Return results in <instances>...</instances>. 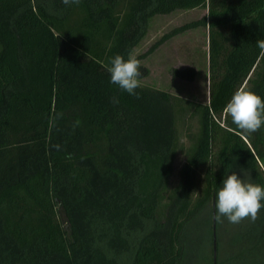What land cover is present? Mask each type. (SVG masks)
<instances>
[{
  "label": "trees",
  "instance_id": "1",
  "mask_svg": "<svg viewBox=\"0 0 264 264\" xmlns=\"http://www.w3.org/2000/svg\"><path fill=\"white\" fill-rule=\"evenodd\" d=\"M66 5L56 14L34 0H0V264H186L187 228L226 174L246 171L264 186V127L244 133L223 112L238 88L264 98V0ZM149 9L207 10L145 53L208 28L210 100L182 107L198 116L199 130L172 188L174 112L184 101L149 87L129 95L107 71ZM172 75L194 81L197 69L174 67ZM248 222L253 236L236 263L264 264V209Z\"/></svg>",
  "mask_w": 264,
  "mask_h": 264
},
{
  "label": "rangeland",
  "instance_id": "2",
  "mask_svg": "<svg viewBox=\"0 0 264 264\" xmlns=\"http://www.w3.org/2000/svg\"><path fill=\"white\" fill-rule=\"evenodd\" d=\"M34 4L44 5L48 11L56 14L64 12L67 8V5L61 6L65 5L63 0H34ZM206 13V9H192L176 10L162 15L150 14V9L147 10L139 18L138 36L129 43L123 55L127 59L128 55L132 54L141 61L144 69L140 72L143 75L138 77L140 87L163 90L170 93L173 98L184 101H179L174 112L173 124L179 142L170 188L179 183L180 169L199 130L198 116L192 114L191 109L182 107L187 106L186 101L207 103L210 100L208 28L201 26L185 31L164 42L154 52L145 53L155 41L174 27L201 18ZM188 65H194L197 69L194 81L179 79L172 75L174 67ZM260 170L264 174V162L261 161ZM240 178L250 179L248 176ZM250 181L253 182L251 179ZM215 201L216 198L207 206L204 214L187 228L186 264H237L235 258L238 247L242 248L253 236L252 229L248 228L247 219L239 224H231L224 219L217 228V222L212 219L216 211ZM61 218L65 227L70 224L72 228L65 212H61Z\"/></svg>",
  "mask_w": 264,
  "mask_h": 264
},
{
  "label": "clouds",
  "instance_id": "3",
  "mask_svg": "<svg viewBox=\"0 0 264 264\" xmlns=\"http://www.w3.org/2000/svg\"><path fill=\"white\" fill-rule=\"evenodd\" d=\"M65 4L79 3V0H63ZM257 46L264 50V40H258ZM141 61L129 54L128 58L117 54L110 61L107 71L110 83L117 85L129 95L136 96L140 87L139 68ZM233 124L244 133H255L264 127V98L246 88H238L223 109ZM249 174L244 171V177ZM264 209V186L241 179L235 172L226 174L222 187L216 193L215 214L212 217L217 223L226 219L231 224L243 220L255 222L260 211Z\"/></svg>",
  "mask_w": 264,
  "mask_h": 264
},
{
  "label": "water",
  "instance_id": "4",
  "mask_svg": "<svg viewBox=\"0 0 264 264\" xmlns=\"http://www.w3.org/2000/svg\"><path fill=\"white\" fill-rule=\"evenodd\" d=\"M143 69H144V67L141 66V67L139 68V71L141 72V70H143ZM142 75H143V74L140 73V76H139V77H141ZM66 228H67V230L70 231V229H71L70 224H69L68 226H66Z\"/></svg>",
  "mask_w": 264,
  "mask_h": 264
}]
</instances>
